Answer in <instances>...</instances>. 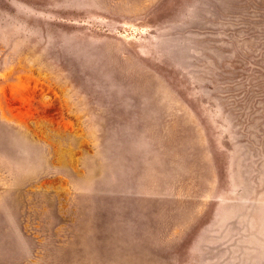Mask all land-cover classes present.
Wrapping results in <instances>:
<instances>
[{"label": "rangeland", "instance_id": "1", "mask_svg": "<svg viewBox=\"0 0 264 264\" xmlns=\"http://www.w3.org/2000/svg\"><path fill=\"white\" fill-rule=\"evenodd\" d=\"M0 264H264V0H0Z\"/></svg>", "mask_w": 264, "mask_h": 264}]
</instances>
